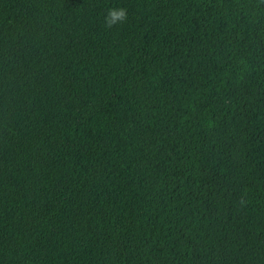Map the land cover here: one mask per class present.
<instances>
[{"label": "trees", "instance_id": "obj_1", "mask_svg": "<svg viewBox=\"0 0 264 264\" xmlns=\"http://www.w3.org/2000/svg\"><path fill=\"white\" fill-rule=\"evenodd\" d=\"M0 264H264V0H0Z\"/></svg>", "mask_w": 264, "mask_h": 264}, {"label": "clouds", "instance_id": "obj_2", "mask_svg": "<svg viewBox=\"0 0 264 264\" xmlns=\"http://www.w3.org/2000/svg\"><path fill=\"white\" fill-rule=\"evenodd\" d=\"M128 13L127 9L124 7H114L110 8L107 11L106 16L104 17L105 23L107 27H112L114 25H117L121 22H124L127 20Z\"/></svg>", "mask_w": 264, "mask_h": 264}]
</instances>
